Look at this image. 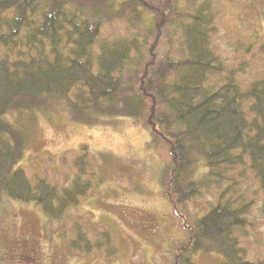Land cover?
Wrapping results in <instances>:
<instances>
[{"label":"trees","instance_id":"obj_1","mask_svg":"<svg viewBox=\"0 0 264 264\" xmlns=\"http://www.w3.org/2000/svg\"><path fill=\"white\" fill-rule=\"evenodd\" d=\"M186 4L0 0V195L57 221L91 187L80 181L81 157L69 188L32 183L17 167L25 140L17 121L45 102H65L70 118L87 126L126 117L148 132L150 148L165 150L161 194L188 217L172 264H196L201 253L215 264H262L248 260L236 236L249 225L251 203L237 206L232 195L247 170L264 195V79L242 89L232 71L209 85L223 72L211 47L218 8L214 0ZM80 152L86 157L85 146ZM212 191L213 206L187 214L191 200ZM71 247L79 251V243Z\"/></svg>","mask_w":264,"mask_h":264},{"label":"rangeland","instance_id":"obj_2","mask_svg":"<svg viewBox=\"0 0 264 264\" xmlns=\"http://www.w3.org/2000/svg\"><path fill=\"white\" fill-rule=\"evenodd\" d=\"M187 1L180 4L186 6ZM214 3L217 31L211 47L223 72L213 75L208 84L220 85L234 71L236 82L245 89L264 79V0ZM100 120L93 126L76 123L65 102L50 100L17 121L25 135L17 167L32 183L43 179L51 186L69 188L77 174L74 161L81 157L80 181L91 182V187L78 206L57 221L36 204L0 195V264H172L170 249L184 239L188 217L178 216L161 194L166 152L150 148L148 132L129 118ZM82 146L86 157L80 152ZM237 182L232 199H239L237 206H251L249 225L236 236L248 260L264 264V195L250 170ZM216 200L212 191L191 200L186 212L201 215ZM72 242L79 243V251ZM215 260L211 254L195 257L196 264H215Z\"/></svg>","mask_w":264,"mask_h":264}]
</instances>
